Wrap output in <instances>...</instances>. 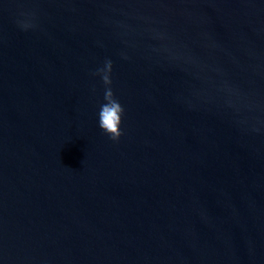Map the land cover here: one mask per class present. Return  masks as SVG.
I'll return each mask as SVG.
<instances>
[{
  "label": "water",
  "instance_id": "95a60500",
  "mask_svg": "<svg viewBox=\"0 0 264 264\" xmlns=\"http://www.w3.org/2000/svg\"><path fill=\"white\" fill-rule=\"evenodd\" d=\"M0 264H264V0H0Z\"/></svg>",
  "mask_w": 264,
  "mask_h": 264
},
{
  "label": "clouds",
  "instance_id": "9594fccd",
  "mask_svg": "<svg viewBox=\"0 0 264 264\" xmlns=\"http://www.w3.org/2000/svg\"><path fill=\"white\" fill-rule=\"evenodd\" d=\"M21 17H24L23 20H18V26L27 31L31 28H34L36 25L33 23L35 18L34 12H21ZM154 38L161 41H166L169 39L166 33L164 32H154ZM163 51L167 52L171 59L181 60L184 59L185 62H193L191 57H184L179 52L174 51L172 48L168 47L167 44H164ZM123 56V54H122ZM124 59H127V56H123ZM112 71H113V62L111 59H105L102 67L98 68L95 72L92 73L93 76L99 77L101 82L104 85V103L100 105V110L98 113V126L101 131L107 135V137L113 143H119L123 132L121 131L122 117L125 114V109L121 105L118 99H116L113 89H112ZM225 92L227 100L225 101L229 107H234L233 97L239 98V93L236 89L232 88L225 84L221 89Z\"/></svg>",
  "mask_w": 264,
  "mask_h": 264
}]
</instances>
